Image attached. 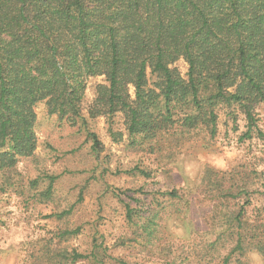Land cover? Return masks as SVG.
Instances as JSON below:
<instances>
[{
  "label": "trees",
  "instance_id": "1",
  "mask_svg": "<svg viewBox=\"0 0 264 264\" xmlns=\"http://www.w3.org/2000/svg\"><path fill=\"white\" fill-rule=\"evenodd\" d=\"M180 59L188 65L187 80L171 68ZM102 76L107 84L97 86L89 117L123 113L129 135L150 144L152 153L162 149L153 142L171 136L177 124L178 140L195 131L215 139L223 107L246 116L244 137L252 139L254 110L264 105V0H0V170L34 155L40 103L49 115L87 126L88 79ZM149 76L156 78L151 86ZM89 135L98 152L97 137ZM234 189L221 183L220 199L240 198ZM147 213L127 206L128 221L138 217L149 244L159 214ZM219 221L207 247L209 264H248L250 252L264 261V213L250 223L241 206ZM97 251L64 259L127 264ZM163 264L196 262L178 255Z\"/></svg>",
  "mask_w": 264,
  "mask_h": 264
},
{
  "label": "rangeland",
  "instance_id": "2",
  "mask_svg": "<svg viewBox=\"0 0 264 264\" xmlns=\"http://www.w3.org/2000/svg\"><path fill=\"white\" fill-rule=\"evenodd\" d=\"M171 68L188 79L183 59ZM149 79L151 86L156 78ZM100 84H107L105 77L88 79L82 105L87 126L49 115L40 103L34 155L0 170V264H69L64 258L74 251L90 254L95 248L109 262L163 264L181 255L211 263L207 247L221 229V216L245 206L249 222L256 223L264 213V105L254 110L252 139L244 137L246 116L223 107L215 139L195 131L178 140L177 124L171 136L153 142L162 148L156 154L141 137L129 135L123 113L89 117ZM130 93L134 98L133 87ZM89 133L98 139V152ZM221 183L234 185L241 197L220 199ZM127 206L159 214L152 243L143 240L137 216L128 221ZM247 260L264 264L257 252Z\"/></svg>",
  "mask_w": 264,
  "mask_h": 264
}]
</instances>
